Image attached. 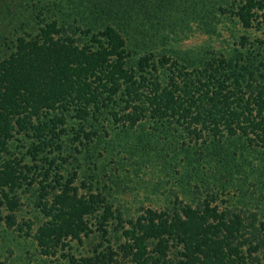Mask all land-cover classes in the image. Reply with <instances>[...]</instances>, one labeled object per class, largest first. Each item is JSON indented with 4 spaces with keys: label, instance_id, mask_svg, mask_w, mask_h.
<instances>
[{
    "label": "trees",
    "instance_id": "obj_1",
    "mask_svg": "<svg viewBox=\"0 0 264 264\" xmlns=\"http://www.w3.org/2000/svg\"><path fill=\"white\" fill-rule=\"evenodd\" d=\"M18 1L19 13L10 19L25 24L29 15L20 7L26 5ZM34 6V19L42 23L34 46L14 37L16 25L7 29L0 22V35L12 34L13 43L3 52L11 50L0 66V98L16 88L13 107L0 105L5 142L14 124L50 144L47 129L58 134L50 123L64 122V112L96 121L108 113L126 127L150 121L156 130L180 132L192 144L206 143L207 152L242 137L262 156L263 166L250 201L222 207L209 199L195 205L183 200L132 217L116 213L104 193H80L72 178H56L59 191L37 204L46 219L33 227L18 221L16 193L32 168L25 167L27 173L9 159L0 170V203L8 211L2 215L0 209V226L25 231L37 253L50 260L67 238L82 241V234L94 232L88 215L95 216L102 242L90 256L70 254L71 264H264V36H241L233 53L194 57L168 47L191 22L211 31L218 17L264 34V0H34ZM6 16L0 10L1 20ZM32 153L36 160L38 150Z\"/></svg>",
    "mask_w": 264,
    "mask_h": 264
},
{
    "label": "rangeland",
    "instance_id": "obj_2",
    "mask_svg": "<svg viewBox=\"0 0 264 264\" xmlns=\"http://www.w3.org/2000/svg\"><path fill=\"white\" fill-rule=\"evenodd\" d=\"M27 2L24 0L26 7L20 8L25 12L22 15L29 16L25 24H18L10 17L19 13L16 9L20 1L0 0V10L7 15V19L3 21L0 18V22L7 29L16 25L14 37L24 36L34 46V33L38 32L42 23L34 19V0ZM213 22L214 29L211 31H203V24H199V21L191 22L190 29L177 40L174 39L168 47L181 53L189 52L194 57L206 51L205 55H210V52L233 53L239 46L241 36H264L260 31L244 28L228 17H218ZM11 35H0L1 67L11 53L10 50L6 55L3 54L13 44L9 42L12 40L9 37ZM29 62L33 68L34 59H29ZM15 93L16 88L13 87L10 97L1 96L0 105H7L10 110L13 107L11 96ZM56 112L60 114L61 110ZM55 114L51 113L50 116ZM63 115L64 122L56 120L55 125L50 123L58 134L47 129V138L53 139L50 144L40 143L35 137L36 132L20 130L16 124L7 142L0 138V170L9 159L19 161L21 169L27 173L28 168L25 167L32 168L29 177L19 179L20 184L16 187L20 201L17 211L20 223L28 220L36 227L45 221V215L37 206L38 200L43 197L50 200L52 193L59 191L56 178L61 179L60 183L72 178L70 182L79 187L80 193H86L89 188L93 193H104L116 213L120 212L125 217L137 216L149 207L173 208L183 200L195 205L209 199L212 205L223 207L254 198L253 182L258 177L263 161L257 151L246 147L242 137L229 138L225 142L221 140L218 151L212 152L210 149L207 152L206 143L196 142L195 145V141L188 140L180 132L165 128L156 130L150 121L126 127L123 122L114 121V117L108 113H104L100 121H96L93 116L83 120L72 110ZM92 123H97L98 135L91 133L92 127L96 128ZM86 131L90 134L86 135ZM36 150L38 156L35 160L32 151ZM46 170L47 178L44 176ZM33 174L34 178L31 179ZM42 180H45L44 187L40 183ZM250 181L251 190L246 192ZM0 209L2 215L8 212L5 204L0 203ZM88 218L94 232L82 234V241L67 238L65 246H60L50 260L37 253L33 239L23 234L25 231L22 233L2 224L0 264H71L68 258L70 254L77 257L92 255L102 242V237L95 230L96 217L88 215ZM112 233L116 231L112 230Z\"/></svg>",
    "mask_w": 264,
    "mask_h": 264
}]
</instances>
